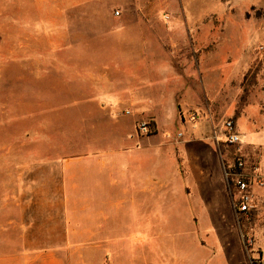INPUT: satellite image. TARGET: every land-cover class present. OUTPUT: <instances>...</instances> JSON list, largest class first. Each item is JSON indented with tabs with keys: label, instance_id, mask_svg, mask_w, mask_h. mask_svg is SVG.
<instances>
[{
	"label": "rangeland",
	"instance_id": "1",
	"mask_svg": "<svg viewBox=\"0 0 264 264\" xmlns=\"http://www.w3.org/2000/svg\"><path fill=\"white\" fill-rule=\"evenodd\" d=\"M228 118L253 122L245 144L214 140ZM263 127L264 0H0V206L9 190L37 186V173L64 176L88 151H117L134 135L173 161L188 149L197 174L188 193L143 209L153 227L127 223L125 263L222 264L235 253L233 264H254L232 208L218 219L203 208L221 155H264L248 144ZM91 256L102 263L101 251Z\"/></svg>",
	"mask_w": 264,
	"mask_h": 264
},
{
	"label": "crops",
	"instance_id": "2",
	"mask_svg": "<svg viewBox=\"0 0 264 264\" xmlns=\"http://www.w3.org/2000/svg\"><path fill=\"white\" fill-rule=\"evenodd\" d=\"M142 64L149 66L144 59ZM233 121L240 133L254 130L250 127L252 121L241 118ZM223 122L215 127H221ZM195 128L202 137L211 132L205 126ZM124 141L125 146L117 151L103 150L102 154L88 151L73 160L72 166H65L64 176L40 172L35 178L37 186L21 189L19 193L9 190L0 206V264H94L91 255L99 251L101 264H126V244L135 242L134 236L124 233L127 223L144 221L147 227H153L149 216L142 214L143 209L156 210L159 195L188 193L187 180L190 174H197V164L190 163L189 150L183 146L179 162L162 154L156 142L134 135ZM248 144L264 149V135L257 144ZM244 155L251 164L260 166L264 181V155L260 160ZM218 175L217 183L216 179L209 182L213 198L205 204L203 212L218 219L222 211L232 208L238 221L244 222L246 237L254 241L248 250L254 257L251 260L264 264V185H253L257 208L246 215L233 209L224 174L220 171ZM220 178L225 182L221 183ZM176 179L182 180L183 187H172ZM126 196L131 197L121 199ZM235 259V253H230L222 264H233Z\"/></svg>",
	"mask_w": 264,
	"mask_h": 264
},
{
	"label": "built area",
	"instance_id": "3",
	"mask_svg": "<svg viewBox=\"0 0 264 264\" xmlns=\"http://www.w3.org/2000/svg\"><path fill=\"white\" fill-rule=\"evenodd\" d=\"M195 118L196 116H191L190 121H194ZM139 129L143 133L148 132V123H141ZM214 140L220 148L222 146L239 147L243 142V135L238 132L233 119H226L221 127L214 128ZM222 167L234 209L237 213L250 215L257 208L252 187L254 184L264 185L260 166L256 163L251 164L238 149L231 155H222ZM246 240L247 247H252L253 239L248 237Z\"/></svg>",
	"mask_w": 264,
	"mask_h": 264
}]
</instances>
